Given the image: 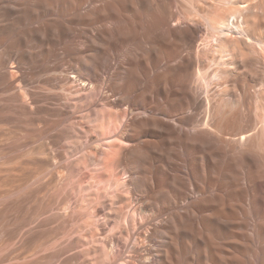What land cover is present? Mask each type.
I'll use <instances>...</instances> for the list:
<instances>
[{"label": "bare ground", "instance_id": "6f19581e", "mask_svg": "<svg viewBox=\"0 0 264 264\" xmlns=\"http://www.w3.org/2000/svg\"><path fill=\"white\" fill-rule=\"evenodd\" d=\"M21 167L0 264H264V0H0Z\"/></svg>", "mask_w": 264, "mask_h": 264}, {"label": "rangeland", "instance_id": "374dc122", "mask_svg": "<svg viewBox=\"0 0 264 264\" xmlns=\"http://www.w3.org/2000/svg\"><path fill=\"white\" fill-rule=\"evenodd\" d=\"M11 162H13V161H11ZM8 164V163H7ZM5 164L6 166H3L5 169L8 167V166H11V165H13L12 163H10V165L8 164ZM23 167H27V166H23ZM23 167H21V170H22V172H24V174L23 173H19V174H16V176H15V173H11V175L9 176V175H7L6 173H0V191H1V189H2V191L0 192V197L1 196H3V194H7V193H9L10 191L9 190H13V188H14V193L16 192V194L18 195V196H15L14 195V193H13V191H12V193H13V196H10V197H13V199L12 198H10V197H8L10 194H11V192L8 194V195H6L5 194V196H7L8 197V199H10V200H6V198H4V200L5 201H2L3 203L1 204V206H0V231H2V230H8V229H15L16 228V225H15V222H13V219L11 218L12 216H15V215H21L20 217H27V216H29V214H30V207H28V206H25V208H23V211H21L20 213H18V214H16L14 211H7L8 209L5 207V205L8 203V201L10 202L11 200H14V199H18V200H20V198H22L23 196H26L27 195V192H28V188L29 187H27V186H29V182H30V177H27L28 175H29V173H28V171H27V169H24ZM27 173H26V172ZM2 174V175H1ZM5 174V175H4ZM13 175V176H12ZM2 176V177H1ZM4 176V177H3ZM11 177V178H10ZM25 177V178H24ZM3 179V180H2ZM15 180V181H14ZM17 180V181H16ZM22 181V182H21ZM25 181V182H24ZM8 182H10V183H12V184H10V183H8ZM21 183V184H20ZM26 183V184H25ZM17 184H18V186H17ZM3 185V186H2ZM22 185V186H21ZM25 185H27L26 187H25ZM6 186V187H5ZM19 186H21V187H24V188H21V187H19ZM19 187V188H18ZM16 188H18V189H16ZM3 189H5V190H3ZM7 189H8V191H7ZM15 189L16 190H18L19 192H21L20 194H19V192L18 191H15ZM24 189V190H23ZM26 189H28L27 191H26ZM22 191L23 192H26V193H22ZM2 193V194H1ZM24 194H26V195H24ZM6 204H5V203ZM3 204H5V205H3ZM3 206V207H2ZM30 208V209H29ZM27 210V211H26ZM5 211H7V212H5ZM25 211V212H24ZM15 213V214H14ZM29 213V214H28ZM27 215V216H26ZM5 223H6V225H5ZM9 224V225H8ZM3 226V227H2ZM18 236H19V234H15L14 236H8L7 237V235H4V234H2L1 232H0V249H3V248H6V246L7 245H9L8 246V250H11V249H14V248H16L17 250H16V252H18V251H21L22 249L21 248H19L18 247V245H19V239L20 238H18ZM2 237V238H1ZM12 237V238H11ZM20 237V236H19ZM15 238V239H14ZM17 238V239H16ZM12 239V240H11ZM10 240V241H9ZM11 241H12V243H11ZM16 242H18L17 244H16ZM15 243V244H14ZM13 244V245H12ZM15 245H17V246H15ZM7 249V248H6ZM6 249H3V251H8V250H6ZM2 250H0V253H2L3 252Z\"/></svg>", "mask_w": 264, "mask_h": 264}]
</instances>
